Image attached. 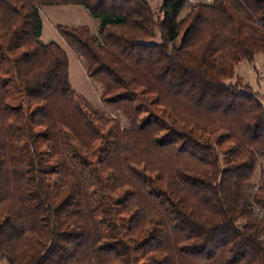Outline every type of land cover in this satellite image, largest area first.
Segmentation results:
<instances>
[{
    "label": "trees",
    "instance_id": "obj_1",
    "mask_svg": "<svg viewBox=\"0 0 264 264\" xmlns=\"http://www.w3.org/2000/svg\"><path fill=\"white\" fill-rule=\"evenodd\" d=\"M54 6L97 22L55 30L106 110L39 40ZM257 55L264 0H0V263L264 264Z\"/></svg>",
    "mask_w": 264,
    "mask_h": 264
},
{
    "label": "rangeland",
    "instance_id": "obj_2",
    "mask_svg": "<svg viewBox=\"0 0 264 264\" xmlns=\"http://www.w3.org/2000/svg\"><path fill=\"white\" fill-rule=\"evenodd\" d=\"M148 1L155 5L159 0ZM39 14L42 21V31L39 40L42 43L53 42L65 52L69 61L68 79L73 90L85 97L95 108L106 110L99 102L101 86L86 76L80 59L65 44L55 30L56 25L87 26L93 34H96L98 30L97 22L89 16L84 8L75 6L39 7ZM235 79L250 85L255 92L260 94L264 101V61L262 55H257L252 64L242 62L236 65L234 75L230 81L234 83ZM256 182L257 177L254 179V183Z\"/></svg>",
    "mask_w": 264,
    "mask_h": 264
},
{
    "label": "built area",
    "instance_id": "obj_3",
    "mask_svg": "<svg viewBox=\"0 0 264 264\" xmlns=\"http://www.w3.org/2000/svg\"><path fill=\"white\" fill-rule=\"evenodd\" d=\"M213 0H186L188 5H193L196 3H204V4H209L211 3Z\"/></svg>",
    "mask_w": 264,
    "mask_h": 264
}]
</instances>
